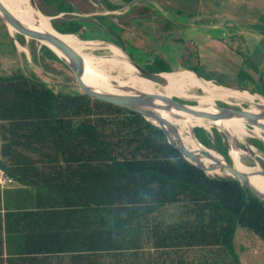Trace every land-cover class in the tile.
Wrapping results in <instances>:
<instances>
[{"label": "trees", "instance_id": "1", "mask_svg": "<svg viewBox=\"0 0 264 264\" xmlns=\"http://www.w3.org/2000/svg\"><path fill=\"white\" fill-rule=\"evenodd\" d=\"M46 1L55 12L45 14L75 9ZM51 23L61 33L80 31L68 14ZM164 64L150 69L173 70ZM250 89L264 97V85ZM195 131L212 146L208 130ZM217 149L229 160L226 146ZM0 166L49 194L43 207L55 216L41 232L89 244L86 253L27 257L26 264H245L234 248L237 228L264 241V200L238 180L189 161L135 110L55 91L22 72L0 75ZM193 250L203 257L189 258Z\"/></svg>", "mask_w": 264, "mask_h": 264}, {"label": "rangeland", "instance_id": "2", "mask_svg": "<svg viewBox=\"0 0 264 264\" xmlns=\"http://www.w3.org/2000/svg\"><path fill=\"white\" fill-rule=\"evenodd\" d=\"M256 1L64 0L58 5L74 6V11L69 15L80 26V31L74 33L79 38L98 41L100 44L114 43L124 51L131 62L147 71L159 73L152 71L150 67L158 60H163L166 63L165 66L173 69L167 72L188 68L199 77L210 78L214 83H222L241 90L244 89L243 86L248 88L251 85L248 81H244L243 76L241 78L237 76L232 67L230 68V32L236 30L232 24V18L245 22L253 21V12L257 10L255 9ZM36 2L41 10L55 12L46 0H36ZM231 13H233L232 16ZM59 16L64 15L58 13ZM51 20L50 18V23ZM242 36L243 34L236 35V39L232 41V49L236 44L245 54L250 55L253 53L250 42L238 41ZM248 37L252 36L248 35ZM52 51L48 45L39 40L26 37L17 31L13 32L0 18V75L22 72L29 77L47 82L55 91L81 93L74 71L64 60H59ZM84 52L97 55L112 54L110 49L101 45L94 49L85 48ZM103 67L110 75L117 76L119 79L131 78L129 71L119 66L106 63ZM138 74L137 79L141 77L140 73ZM152 86L156 92L164 90L158 83L153 82ZM184 91L194 95L204 93L202 88L189 85L184 87ZM187 102L193 105L198 104L195 100ZM215 102L223 108L248 107L247 103L236 98H217ZM176 126L180 129V125ZM196 127L201 126L195 125L194 129ZM248 127L253 130L251 125ZM213 129L207 131L212 146L203 145L206 149L219 153L220 156L222 154L217 148L220 149L221 145H224L229 154L231 145L229 138L225 133L214 127ZM235 137L239 147L245 152L241 153L242 162L246 165H260L264 170L263 146L254 141L262 140L245 134L235 135ZM201 152L205 160L211 159L207 158L205 149ZM210 154L211 157H215L211 152ZM229 157V160L224 158L231 163V156ZM209 174L229 175L224 170ZM260 193L264 195V192ZM169 212H177V208L170 207ZM240 228L244 232H241L235 240L236 253L246 255L251 249L257 248L262 259L264 241L250 229ZM245 232L246 235L242 236Z\"/></svg>", "mask_w": 264, "mask_h": 264}, {"label": "bare ground", "instance_id": "3", "mask_svg": "<svg viewBox=\"0 0 264 264\" xmlns=\"http://www.w3.org/2000/svg\"><path fill=\"white\" fill-rule=\"evenodd\" d=\"M1 1L26 25H31L40 30L54 32L78 50L82 56L84 66V71L81 77L90 89L98 92L117 93L123 95H136L145 91L156 92L155 88L152 86L154 81L142 78V76L140 77L141 79H137L139 76L138 71L134 68L132 62L124 51L114 43L100 44L98 41L82 40L77 35L72 33H58L51 25L49 18L34 8L32 0ZM10 29L15 32L12 27H10ZM100 45L110 49L112 54L97 55L95 53L84 52L85 48L94 49ZM51 47L61 58L66 59L65 55L59 49L53 46ZM106 63H111L113 66H119L129 71L131 78L124 80L119 79L117 76L110 75L103 67ZM156 79L159 82H163V84H158L164 89V92L176 93L185 97L192 96L184 91L185 86H198L202 88L204 93L203 95H197L198 104L196 105V108L203 111L211 113L220 112V109L215 106V99L223 97L236 98L248 104V110L251 111V116H239L233 114L228 118H219L210 121L185 113L173 107H169L165 110L158 104L157 106H154L152 104L135 103L138 107L156 111V113L164 117L173 125H180V129L176 132L177 134L173 133L176 141L184 143L188 149L193 151L206 168L214 169V159L219 160L220 162H223L224 159L223 157L221 158L219 153L206 149L201 142L199 143L194 138L192 127L195 125L211 131L213 127L220 126L228 130L233 135H252L264 141V97L262 95L251 93L246 89L240 90V88H230L228 86L218 85L213 81L205 80L196 75L193 71L186 69L174 70L172 72H159L156 74ZM154 83L157 82L155 81ZM137 84L139 86H137ZM249 125L252 126L253 130L248 127ZM230 144V156L236 168L249 175V183L252 187H254L258 192H264V177L260 175H250V173L260 169V165L251 167L244 164L241 160V151L236 148L234 143L231 142ZM203 149H205L207 156H211V152L215 157H211L210 160H205V156L201 152Z\"/></svg>", "mask_w": 264, "mask_h": 264}, {"label": "crops", "instance_id": "4", "mask_svg": "<svg viewBox=\"0 0 264 264\" xmlns=\"http://www.w3.org/2000/svg\"><path fill=\"white\" fill-rule=\"evenodd\" d=\"M36 5L41 14L51 19L58 17V14H45L37 2ZM255 9L257 10L253 12V21L245 22L235 19V17L232 18V24L236 30L230 32V68L232 67L237 76L240 78L243 76L244 81L250 83L251 86L248 88L243 86L244 89L264 85V0H257ZM61 14L69 15V12H61ZM230 15L232 16L233 13ZM241 34L243 36L238 41L250 42V47L253 48V53L250 55L245 54L236 44L232 49V41L236 39V35ZM248 35L252 37H248ZM252 43L253 45H251ZM241 73L245 74L241 75ZM202 78L207 80L205 77ZM209 81H213V79H209ZM253 84L257 86H252ZM38 198H41L43 203H39ZM48 198H50L49 194L40 191L39 188L17 181L4 188L0 187V264H26L27 257H42L47 254H52V257L64 256L67 258L68 254L72 253L71 250L88 252L89 244L83 239L75 243L69 241L65 235L59 239L55 232L54 236L48 237L46 235L48 231L41 232L39 230V225L51 224V218L55 216L54 213H48L53 211L52 208L43 207L45 206L43 204H46L44 201L49 200ZM241 232L244 231L239 226L234 236V248L235 240ZM243 235H246V232L242 233ZM203 255L204 253L200 254V251L193 250L188 257L195 256L194 259H198ZM239 258L245 264L264 263V255L261 259L257 248L251 249L246 255L239 252Z\"/></svg>", "mask_w": 264, "mask_h": 264}, {"label": "water", "instance_id": "5", "mask_svg": "<svg viewBox=\"0 0 264 264\" xmlns=\"http://www.w3.org/2000/svg\"><path fill=\"white\" fill-rule=\"evenodd\" d=\"M32 4L34 8L39 11L35 0H32ZM0 18L6 23V25L9 27H12L15 31L25 35L26 37L33 38L36 40H39L46 45H48L55 53L56 51L51 47H55L59 49L66 57V59L61 58L64 60L71 69L75 73V78L78 84L79 89L81 90V93L84 95L89 96L91 99L94 100H100L103 102L112 103L118 106H122L131 110H135L142 114L147 120L151 121L155 125L162 128L168 138V141L177 147L181 153L192 163L197 165L198 167L204 169L207 173H212L216 170H224L227 174H229L234 179L238 180L242 185H245L248 187L254 195H256L259 199L264 200V195L260 192H258L254 187H252L249 183V175L245 172H242L238 170L232 161L231 163L228 162L222 155L224 161L220 162L219 160L214 159V169H208L206 168L202 163L201 160L198 159V156L188 149L184 143L177 142L175 137L173 136V133H176L178 131V127L176 125H173L171 122L167 121L164 117L160 116L156 111H152L150 109L141 108L135 105V103H144V104H152V105H160L161 108L167 110L169 107H173L175 109L181 110L185 113L194 115L196 117L206 119V120H216L219 118H228L231 115H239V116H251V111L247 108H223L217 106L220 109V112L218 113H211L208 111H203L196 108V105L190 104L187 102L188 100H197V95H192L191 97H185L176 93H168V92H161V91H145L138 93L136 95H123V94H117V93H106V92H98L95 90H92L88 87L86 82L82 79V73L84 71L83 66V60L81 54L76 50L72 45H70L68 42H66L64 39H62L59 35H57L54 32L47 31V30H40L38 28H35L31 25H26L24 22H22L14 13H12L8 7L0 0ZM50 19V17H48ZM52 25V24H51ZM59 33V31H57ZM57 54V53H56ZM132 65L134 68L140 73V75L148 80L156 81L157 83L163 84V82H159L156 79V74L158 73H152L150 71H147L146 69L142 68L140 65L134 63L132 61ZM249 90L251 93H255L253 91ZM216 103V102H215ZM217 130L225 133L227 137L230 140V143H234L236 148H238L241 153H245L242 148L239 147V144L237 142V138L235 135L231 134L228 130H226L223 127H215ZM192 131L194 133L195 139L200 143L196 131L194 129V126L192 127ZM177 134V133H176ZM179 136V135H178ZM230 155V150H229ZM251 166L252 165H247ZM254 167V166H253ZM250 175H260L264 177V170L258 169L253 173H250Z\"/></svg>", "mask_w": 264, "mask_h": 264}, {"label": "built area", "instance_id": "6", "mask_svg": "<svg viewBox=\"0 0 264 264\" xmlns=\"http://www.w3.org/2000/svg\"><path fill=\"white\" fill-rule=\"evenodd\" d=\"M15 179L5 173V171L0 166V187L4 188L12 183H15Z\"/></svg>", "mask_w": 264, "mask_h": 264}]
</instances>
